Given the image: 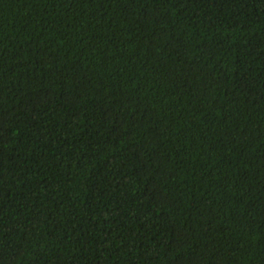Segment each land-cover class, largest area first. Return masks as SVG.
<instances>
[{
  "label": "trees",
  "instance_id": "obj_1",
  "mask_svg": "<svg viewBox=\"0 0 264 264\" xmlns=\"http://www.w3.org/2000/svg\"><path fill=\"white\" fill-rule=\"evenodd\" d=\"M0 264H264V0H0Z\"/></svg>",
  "mask_w": 264,
  "mask_h": 264
}]
</instances>
